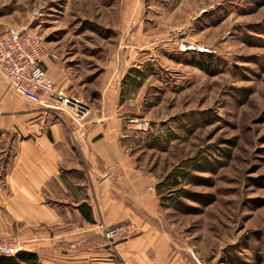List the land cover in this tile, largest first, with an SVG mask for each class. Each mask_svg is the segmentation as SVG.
<instances>
[{"label":"rangeland","instance_id":"rangeland-1","mask_svg":"<svg viewBox=\"0 0 264 264\" xmlns=\"http://www.w3.org/2000/svg\"><path fill=\"white\" fill-rule=\"evenodd\" d=\"M143 25L152 57L134 66ZM9 26L57 50L76 80L63 89L89 109L118 63L154 229L194 264H264V0H0ZM13 143L0 133L6 162Z\"/></svg>","mask_w":264,"mask_h":264},{"label":"crops","instance_id":"crops-1","mask_svg":"<svg viewBox=\"0 0 264 264\" xmlns=\"http://www.w3.org/2000/svg\"><path fill=\"white\" fill-rule=\"evenodd\" d=\"M145 30L138 26L126 52L134 66L152 57ZM116 48L113 62L120 59ZM46 66L57 87L75 83L62 60ZM113 67L81 121L29 101L0 76V133L11 134L15 149L9 162L0 149V234L25 239V250L37 252L42 264H194L147 218L152 180L130 145L123 110L130 99L118 63ZM112 226L122 236L114 246L104 234Z\"/></svg>","mask_w":264,"mask_h":264},{"label":"built area","instance_id":"built-area-1","mask_svg":"<svg viewBox=\"0 0 264 264\" xmlns=\"http://www.w3.org/2000/svg\"><path fill=\"white\" fill-rule=\"evenodd\" d=\"M48 59L59 60V56L47 48L37 34L11 26L0 29V76L6 79L8 88L31 102L65 110L75 120H84L91 109L56 86L46 66ZM128 122L136 123L133 119ZM136 127L145 130L148 125L139 122ZM149 190L154 188L151 186ZM118 232L117 228L110 229L106 235L112 238ZM24 250L21 237L13 233L0 234V254L12 255Z\"/></svg>","mask_w":264,"mask_h":264},{"label":"trees","instance_id":"trees-1","mask_svg":"<svg viewBox=\"0 0 264 264\" xmlns=\"http://www.w3.org/2000/svg\"><path fill=\"white\" fill-rule=\"evenodd\" d=\"M0 264H42V262L37 252L24 250L12 255L0 254Z\"/></svg>","mask_w":264,"mask_h":264}]
</instances>
